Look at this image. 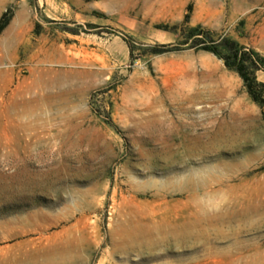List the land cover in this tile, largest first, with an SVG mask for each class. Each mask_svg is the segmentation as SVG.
I'll return each instance as SVG.
<instances>
[{"label":"rangeland","instance_id":"374dc122","mask_svg":"<svg viewBox=\"0 0 264 264\" xmlns=\"http://www.w3.org/2000/svg\"><path fill=\"white\" fill-rule=\"evenodd\" d=\"M4 11L0 264H264L260 108L220 59L178 44L198 24L264 55V0H0ZM160 44L179 49L151 53ZM178 115L192 129L168 130ZM188 131L213 152L170 169L164 143Z\"/></svg>","mask_w":264,"mask_h":264},{"label":"trees","instance_id":"16d2710c","mask_svg":"<svg viewBox=\"0 0 264 264\" xmlns=\"http://www.w3.org/2000/svg\"><path fill=\"white\" fill-rule=\"evenodd\" d=\"M189 9V6L188 8ZM10 14L6 11L0 14V30L8 23ZM187 14L184 15L186 22ZM208 30L200 25L185 26L180 31L178 44L185 48H193L211 53L220 59L224 67L237 75L244 91L251 102L260 108L261 119L264 123V84L257 80L256 73L264 75V55L252 48L245 47L235 40L218 36L212 38ZM127 46L130 47L127 43ZM169 44H160L151 47V53L177 50Z\"/></svg>","mask_w":264,"mask_h":264},{"label":"bare ground","instance_id":"6f19581e","mask_svg":"<svg viewBox=\"0 0 264 264\" xmlns=\"http://www.w3.org/2000/svg\"><path fill=\"white\" fill-rule=\"evenodd\" d=\"M199 98L200 97L198 96V99ZM186 100L187 99L179 102L177 107H175V108L172 107L174 112L178 113L179 109L182 107V104ZM163 123H164L163 121L159 122V124H162V125H163ZM164 124L168 127V130L175 129L173 131H176L180 126H185V127H189V128L191 127V129L193 127V122L192 121H190L189 123L184 122L181 115L176 116V118L175 117L174 118H167L166 123H164ZM190 131L178 134L176 143H171V141H170L171 138H169V135H168L167 141L164 143L163 150L166 153H168L167 161H168V167L170 169L175 167L173 165V163L171 162V160L179 159L181 157V154H183V153H187L189 151H198V148H205L207 150H210V152H213V149H212V146H210V143L203 144L200 141L202 134L198 135V134H194ZM220 134H221V136L228 138L231 135V126L229 124L225 125V128L222 130V133H220ZM206 135L209 136L210 140H214V137H216L217 134L216 133L214 134L211 131V132L206 133ZM160 136L163 137L162 135H160ZM164 137H165V135H164ZM22 168H23V172L29 175V173H28L29 169L27 168V165L23 164ZM199 177H200L199 172L197 174L195 170H191L185 176V180L182 182V185H180V186L188 185L190 182H192L193 180H197ZM249 210H250V208H247V211H249Z\"/></svg>","mask_w":264,"mask_h":264}]
</instances>
